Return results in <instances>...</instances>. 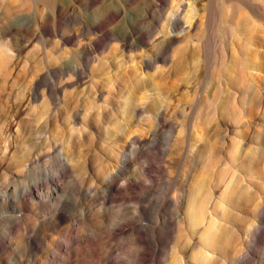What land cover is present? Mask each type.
<instances>
[{"label": "rangeland", "instance_id": "obj_1", "mask_svg": "<svg viewBox=\"0 0 264 264\" xmlns=\"http://www.w3.org/2000/svg\"><path fill=\"white\" fill-rule=\"evenodd\" d=\"M263 200L264 0H0V264H264Z\"/></svg>", "mask_w": 264, "mask_h": 264}, {"label": "bare ground", "instance_id": "obj_2", "mask_svg": "<svg viewBox=\"0 0 264 264\" xmlns=\"http://www.w3.org/2000/svg\"><path fill=\"white\" fill-rule=\"evenodd\" d=\"M122 185H124V186L131 185V183H129L127 181H124V182H122ZM108 187H109L110 190H113L115 188V185H110L109 184ZM252 210H253L252 213L254 215L255 214L257 215L258 220H261V219L264 220V216L261 217L262 215H264V200L261 203H256L253 206ZM213 225H214V223L213 222H210V227H212ZM244 233L246 234V236H248L249 240L251 242H253L254 244H257L256 242L258 241L259 238H262L263 237L262 240H264V226L263 227L262 226H257L256 224L251 223L250 224V227ZM203 235H204V244L205 245H208L209 247L210 246L211 247H214L215 249L218 248L217 245L215 244L216 243V240H217V235H216V232L215 231L208 230ZM247 245H248V243L244 245L243 250L242 249H237V250H235L233 252V254L230 256V262H231V264H235V262L243 254L245 255L244 256V259L242 261H240V262H243L245 260H249L250 254L249 253H243V252H245V249H246ZM250 259H253V258H250ZM255 262H257V261H255ZM64 264H66V262ZM258 264H260V263L258 262Z\"/></svg>", "mask_w": 264, "mask_h": 264}]
</instances>
